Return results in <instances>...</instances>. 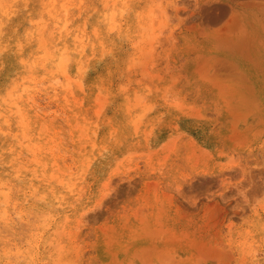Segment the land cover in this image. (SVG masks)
Returning a JSON list of instances; mask_svg holds the SVG:
<instances>
[{
  "label": "rangeland",
  "instance_id": "374dc122",
  "mask_svg": "<svg viewBox=\"0 0 264 264\" xmlns=\"http://www.w3.org/2000/svg\"><path fill=\"white\" fill-rule=\"evenodd\" d=\"M14 1L0 264H264V0Z\"/></svg>",
  "mask_w": 264,
  "mask_h": 264
},
{
  "label": "bare ground",
  "instance_id": "6f19581e",
  "mask_svg": "<svg viewBox=\"0 0 264 264\" xmlns=\"http://www.w3.org/2000/svg\"><path fill=\"white\" fill-rule=\"evenodd\" d=\"M16 1V0H15ZM14 1V2H15ZM50 1V0H49ZM57 0L53 1L52 2V10H55L56 11V6H57ZM63 4V3H62ZM11 5V4H10ZM61 5V4H60ZM11 7V6H10ZM65 9H69L68 8V5L67 6H64ZM63 6L61 8H64ZM66 12V11H65ZM5 13V12H4ZM8 13V11H7ZM51 13V11H50ZM53 15V14H51ZM113 15V14H112ZM55 17L56 20H58V23L59 21L61 22H65V25H64V28L65 30L68 29L70 23L68 21H63L61 18H60V15L58 14H55L53 15ZM41 20V19H40ZM39 21V20H38ZM38 21H35L36 23ZM116 25V24H115ZM45 26V25H43ZM115 27V26H114ZM142 27V26H141ZM111 28V26H110ZM111 30L113 31L114 29L111 28ZM41 32V31H40ZM39 32V34H40ZM43 33V32H42ZM77 36V35H76ZM42 37V36H41ZM43 38V37H42ZM76 38V37H75ZM78 40V38H76ZM85 38L83 39H79L78 41L81 42L82 40H84ZM44 41V40H43ZM45 43V42H44ZM40 45V44H39ZM44 46L42 47L43 48V60H42V63L44 65V67L48 68V67H51V70L53 69V75L56 76V74H64L66 75L65 77H70L69 74H70V70H71V61H72V55H71V52H70V49L68 47H64L63 49L60 50V52L56 55L55 54V51H52V48L49 46V45H46V44H43ZM85 50V49H84ZM31 66H34V67H38L39 64H38V61L36 59V61L32 62L31 63ZM32 68V67H31ZM66 79H69L68 81H70V78H66ZM30 81V80H29ZM82 85V84H81ZM68 86V84H67ZM80 86V85H79ZM26 87V86H25ZM28 87V86H27ZM81 87V86H80ZM69 88L71 89L72 88V85L71 83L69 84ZM23 89V88H22ZM27 91V88L25 89ZM72 90V89H71ZM72 93V92H71ZM8 95V94H7ZM20 96V95H19ZM14 98V97H13ZM22 98H18V115L20 117V123H22V129H23V138L24 139H27L29 138V129L31 127V123L29 121V118H28V115L24 113L23 109L21 108V104H20V101H21ZM7 103V102H6ZM13 103H11L10 105H13ZM16 105V104H15ZM4 115V114H3ZM1 128V127H0ZM20 146V145H19ZM27 146V145H26ZM31 149L33 150L34 153H38V144L33 140L32 143H31ZM40 150V149H39ZM22 166V165H21ZM6 195L8 194V192H5ZM7 198V197H6ZM5 198V199H6ZM6 211V210H5ZM4 213V211H3ZM4 215V214H3ZM2 215V216H3ZM1 216V215H0ZM4 219V218H3ZM25 228V227H24ZM9 245V244H8ZM155 248V247H154ZM142 250V249H141ZM160 250V249H159ZM156 252V251H155ZM158 253V252H157ZM161 253V252H160ZM159 253V254H160ZM150 254V253H149ZM153 255V254H152ZM147 256V255H146ZM162 259V258H161ZM144 261V260H143ZM151 261V259H150ZM162 264V263H161ZM172 264V263H170Z\"/></svg>",
  "mask_w": 264,
  "mask_h": 264
}]
</instances>
